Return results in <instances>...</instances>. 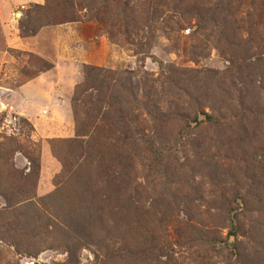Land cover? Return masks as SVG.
Here are the masks:
<instances>
[{"label":"rangeland","instance_id":"obj_1","mask_svg":"<svg viewBox=\"0 0 264 264\" xmlns=\"http://www.w3.org/2000/svg\"><path fill=\"white\" fill-rule=\"evenodd\" d=\"M0 264H264V0H0Z\"/></svg>","mask_w":264,"mask_h":264},{"label":"trees","instance_id":"obj_2","mask_svg":"<svg viewBox=\"0 0 264 264\" xmlns=\"http://www.w3.org/2000/svg\"><path fill=\"white\" fill-rule=\"evenodd\" d=\"M22 32V31H21ZM23 34V33H22ZM85 70V83L82 86H79L76 94L78 93L80 98L84 96L85 93L88 91H91L92 93L88 94L87 96H84L81 100V102L78 101V103L84 105L85 107L88 108L89 112V118H91L94 121H101V123L108 117L109 111L117 104L119 103V100L117 96H114V93H117L118 88L115 89V86H112L109 88L108 86L105 87L104 90V81L100 80V72L101 70L95 69V68H90L86 67L84 68ZM89 85V87H87ZM87 88L88 91H84V88ZM109 89V90H108ZM135 90H138V92L141 90V92L146 91V86L140 85L139 87H133L130 90V94L133 97V101H136V96H134ZM85 100V103L83 101ZM77 102V101H76ZM86 130V125L80 123L78 125V137L84 136L87 131ZM28 163L30 165V172L35 173L38 167V164H36L34 159L28 158ZM5 198V197H4ZM7 203V199H6Z\"/></svg>","mask_w":264,"mask_h":264}]
</instances>
